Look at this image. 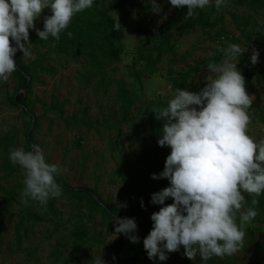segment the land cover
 Wrapping results in <instances>:
<instances>
[{"label": "rangeland", "instance_id": "374dc122", "mask_svg": "<svg viewBox=\"0 0 264 264\" xmlns=\"http://www.w3.org/2000/svg\"><path fill=\"white\" fill-rule=\"evenodd\" d=\"M99 1L121 25L119 43L123 52L115 61L96 69L85 57L77 60L70 54L52 53L48 58V48L34 45L30 46L34 59H23L22 51L16 59L32 74L30 106L35 116L34 127L37 123L34 145L43 150L47 163L58 166L57 178L72 187H88L95 191L96 197L115 207L120 200L124 202L122 193L130 185L122 168L125 163L129 167L140 159L151 131L149 122L153 109L167 107L177 88L199 92L210 82L209 78L216 75L207 65L218 63L215 58L224 56L220 49H227L229 44L248 47L239 62L251 69L264 67V55L260 52L258 63L253 65L250 60L252 48L264 47V10L255 13L239 0H226L220 12L211 18L215 27L197 29L184 37H179L178 29H174L173 51L165 54L159 64H154L149 56L157 53L145 47L150 37L148 32L168 22L175 7L168 0H162L159 5L163 10L150 19L148 13L132 5L142 0ZM121 3L125 4V11L118 9ZM210 4L215 5V0H210ZM49 11L45 9L35 22L34 32L43 25ZM233 15L251 17V25L237 28L231 19ZM196 66L198 71L191 79L186 78L188 68ZM48 68L55 69L56 73L49 74L45 71ZM253 83L258 97L249 109L252 123L248 135L259 142L264 139V123L258 117L264 116V80L255 77ZM17 86L18 78L14 73L7 82H0V212L6 210L8 214L0 229V264H63L62 260L74 249L70 233L80 217L83 219L80 229L88 241L70 264H97L105 257L107 246L122 239L121 234L115 233L114 221L80 208L63 191L60 197L50 198L46 206L31 198H27L28 204L24 205L21 193L25 187V170L19 165L12 175L4 170L3 164L11 163L12 150L32 151L27 143L32 116L8 102V96ZM121 88L134 100L128 120L122 123ZM152 174L159 177L157 173H142L146 178L144 187L149 192L159 182ZM142 202L145 204L134 213L137 220L152 216L146 196L135 200L137 205ZM171 203L172 198H168L163 205H157L164 207ZM151 205H155L152 200ZM257 212L254 220L243 225V247L233 256H213L209 262H202L199 256L189 260L181 246L177 252H166V261L156 257L137 264H264V214ZM26 214H30L31 219L24 221L18 239L16 226ZM59 253L61 260H57Z\"/></svg>", "mask_w": 264, "mask_h": 264}, {"label": "clouds", "instance_id": "9594fccd", "mask_svg": "<svg viewBox=\"0 0 264 264\" xmlns=\"http://www.w3.org/2000/svg\"><path fill=\"white\" fill-rule=\"evenodd\" d=\"M149 2L153 13L163 10L157 0ZM170 4L187 6L186 15L192 17L195 9H204L210 0H170ZM225 4L226 0H215L217 11ZM92 5L93 0H0V82H7L16 71L17 50L22 51L23 59H34L29 30L36 28L45 9L51 14L44 17L43 30L36 29L37 35L40 40L51 36L58 41L72 18ZM114 27L119 30L121 25L118 22ZM247 50L237 44L220 49L224 59L207 65L216 75L205 87L199 92L177 88L167 107L152 110L156 119L166 121L158 144L171 148L163 172L159 177L152 174L153 179L167 178L170 186L154 193L152 203L163 205L168 198L173 203L151 216L153 228L143 240L149 259L166 261V252H177L183 246L189 260L199 256L207 262L213 256H233L243 247V225L258 215L254 206L264 193V139L256 142L248 135L252 123L249 109L255 97L248 94L245 77L237 67ZM258 57L259 52L252 48L253 65ZM9 158L25 170L24 205L31 198L46 206L50 198L62 195L55 180L58 166L46 162L38 145H33V151L14 149ZM243 192L253 197V207L245 208ZM114 223L116 234L138 242V237L131 235L137 230L134 219L114 216Z\"/></svg>", "mask_w": 264, "mask_h": 264}, {"label": "trees", "instance_id": "16d2710c", "mask_svg": "<svg viewBox=\"0 0 264 264\" xmlns=\"http://www.w3.org/2000/svg\"><path fill=\"white\" fill-rule=\"evenodd\" d=\"M162 0H157L159 4ZM170 3V0H168ZM242 4L247 5L252 11L258 13L260 10H264V0H239ZM137 10L150 15L154 14L150 8L151 4L149 1L142 0L140 3L133 2ZM118 9L125 11V4L121 3L118 5ZM187 6L181 8H175L174 13L170 20L163 24L160 28H154L149 31L150 37L146 39L145 47H148L151 52H156V56L153 53L150 54V58L154 64H159L163 56L173 51L174 44L173 40L175 38L174 29H178V36L184 37L191 32H195L197 29L206 30L215 27V22L211 21L213 15L220 12L217 11L215 5L210 4L204 9H195L194 15L192 17H187ZM49 11L47 16L50 15ZM232 22L237 28L242 25L247 28L251 25V17H242L233 15L231 17ZM116 24L115 19L108 13L104 5L99 1H93L91 8L85 9L82 12L77 13L73 18L68 27L63 30L60 34V39L57 41L53 37L49 36L48 40H40L37 32L32 29L29 30V41L31 45L35 47L48 48L47 57L53 54H70L78 60L80 57H85L91 63V66L96 69L104 68L106 64L115 61L120 54L123 52V47L119 43V30L114 27ZM43 25L39 30H43ZM71 32L72 36L69 38L68 33ZM142 42V41H141ZM140 42V43H141ZM54 45V46H53ZM13 46L15 42L13 41ZM258 52L264 55V47L262 45L255 48ZM214 59V58H213ZM218 63H221L224 59L223 57L215 58ZM19 68H21L27 75L31 76L29 69L21 64L18 59L15 60ZM238 69L243 72L245 77L246 89L249 95H254L255 98L258 97V93L255 89L253 79L256 77L259 80H264V67L258 69H251V67L246 66L242 62L237 65ZM199 67L188 68L185 72L186 78L191 79V75L198 71ZM49 74L56 73L53 68H48ZM18 78V86L15 91L8 96V102L11 106L22 109V112L31 115V122L29 128L27 129V143L28 148L31 150V145L28 139V132L33 123L34 111L31 109V93H32V83L29 84L27 92L22 91L27 83V78L22 74L18 68L13 72ZM32 77V76H31ZM174 82H176L174 80ZM204 85L203 87H205ZM202 87V88H203ZM201 88V89H202ZM195 92V89L191 90ZM119 100L121 102L122 115L121 122L127 121L128 116L132 111V105L134 100H132L131 94L129 95L124 88L119 90ZM25 107V108H24ZM35 117V116H34ZM260 121L264 123V116L262 114L258 116ZM166 121L156 119L155 113L150 119L151 131L149 138H147L143 144V150L141 152L140 159L135 162L132 166H127L126 163L123 166L125 178L130 181V185L125 188L122 193L121 200L114 206H111L108 201L104 200L100 196H95V191L88 187H72L69 184L64 183L59 178L55 176V180L61 186L62 191L66 193L69 198L80 208H84L92 213H100L108 221H114V216L120 218H130L134 219L137 224V230L131 235L138 237V242L133 243L129 238L125 239L126 236L121 234V238L116 244H110L106 248L105 257L101 261L103 264H137L140 260L147 259L148 255L143 246V240L149 235L153 228L154 222L147 215L143 216L141 219L137 220L135 218V212L142 207L140 203L137 205L135 203L136 199L142 196H146V204L150 207L151 214L158 212L161 206L157 204L151 205L152 196L154 193L160 192L162 189L170 186V181L167 178H159V182L155 184L152 191L149 192L147 188L144 187L146 178L142 177V173H160L163 172L165 161L168 155L171 153V148L167 145L161 147L158 144V140L162 138V128ZM115 127V126H113ZM37 129V123L31 133V139L34 142V134ZM4 170L10 171L9 175H12L17 169L12 163H4ZM245 196V208L253 207L251 200L253 199L248 193H242ZM136 197V199H135ZM258 199V204L255 205L256 211L264 214V193H262ZM119 205H126V207H119ZM8 217L6 210L0 212V229L3 228L5 219ZM26 219H31L30 214H26V217L22 219L16 226V234L18 239H20L19 229L24 225ZM83 219L80 217L74 226V230L70 233V237L74 238L73 241V251L70 253L69 257L63 259V264H70L72 260L76 258V253L79 250L85 249L87 245V238L84 232L80 229L83 226ZM239 221V213L237 214V222ZM86 239V240H84ZM1 240V236H0ZM111 251V253H110ZM61 254L57 256V260H61ZM211 258L209 261H212ZM207 261V262H209ZM202 262H205L202 260Z\"/></svg>", "mask_w": 264, "mask_h": 264}, {"label": "water", "instance_id": "95a60500", "mask_svg": "<svg viewBox=\"0 0 264 264\" xmlns=\"http://www.w3.org/2000/svg\"><path fill=\"white\" fill-rule=\"evenodd\" d=\"M22 43H24V42L22 41ZM19 52H20V50H17V52H16V54H15V56H14V59H15V60H16V55H17ZM16 68H18V70H19L22 74H24V75L26 76V78H27V83H26V85L24 86V88H23V90H22V91L26 92L27 89H28L29 84L31 83L32 77L29 76V75H27V74H26L21 68H19L18 66H16ZM24 108H25V107H24ZM34 121H35V117L33 116V123H32V125H31V128H30L29 132H28V139H29V142H30V145H31V149H32V151H33V145H34V143H33L32 139H31V133H32V130L34 129ZM110 253H111V251H110Z\"/></svg>", "mask_w": 264, "mask_h": 264}]
</instances>
